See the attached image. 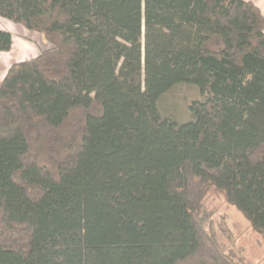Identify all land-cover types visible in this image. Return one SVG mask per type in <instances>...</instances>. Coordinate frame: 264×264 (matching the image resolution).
<instances>
[{
    "label": "trees",
    "instance_id": "16d2710c",
    "mask_svg": "<svg viewBox=\"0 0 264 264\" xmlns=\"http://www.w3.org/2000/svg\"><path fill=\"white\" fill-rule=\"evenodd\" d=\"M0 19L49 45L0 83V264H237L204 229L209 193L264 239L254 4L0 0ZM179 86L183 121L161 110Z\"/></svg>",
    "mask_w": 264,
    "mask_h": 264
},
{
    "label": "rangeland",
    "instance_id": "374dc122",
    "mask_svg": "<svg viewBox=\"0 0 264 264\" xmlns=\"http://www.w3.org/2000/svg\"><path fill=\"white\" fill-rule=\"evenodd\" d=\"M37 35L41 37V43L49 47L42 36ZM196 97L195 89L179 86L163 98L161 110L175 114L182 121L186 120L187 105ZM201 209L200 218L204 229L215 239L220 252L233 253L237 264H264V239L251 229L244 217L227 204L221 195L209 193Z\"/></svg>",
    "mask_w": 264,
    "mask_h": 264
},
{
    "label": "crops",
    "instance_id": "0c3cea01",
    "mask_svg": "<svg viewBox=\"0 0 264 264\" xmlns=\"http://www.w3.org/2000/svg\"><path fill=\"white\" fill-rule=\"evenodd\" d=\"M254 4L264 17V0H245ZM0 31H6L11 35V47L8 52H0V83L9 67L15 63L32 60L47 48L41 43V37L26 31L19 25L0 19Z\"/></svg>",
    "mask_w": 264,
    "mask_h": 264
}]
</instances>
